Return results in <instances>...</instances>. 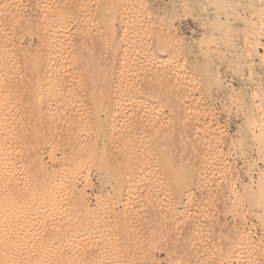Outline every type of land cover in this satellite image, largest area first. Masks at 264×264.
Returning a JSON list of instances; mask_svg holds the SVG:
<instances>
[{
  "label": "rangeland",
  "instance_id": "obj_1",
  "mask_svg": "<svg viewBox=\"0 0 264 264\" xmlns=\"http://www.w3.org/2000/svg\"><path fill=\"white\" fill-rule=\"evenodd\" d=\"M0 5L3 10L4 6L10 7L8 12L0 8V103L11 107L8 106L11 112L5 118L3 132H13L0 146L9 160L0 169H3L0 174L1 250L15 248L16 252L13 250L11 254L12 249H8L7 253L18 257L15 261L23 260L22 263H31L26 260H34L37 255L47 257L50 253L46 250L51 251L60 243L47 234L51 218L65 231L61 239L67 238L61 248H66L69 255L70 251L71 254L79 251L80 255H74L80 256L77 263L81 264H116L115 251L129 253L128 256L133 252L130 255L133 258L129 256L126 264H264V0H0ZM55 6L58 10H67V13L62 10L66 16L60 15L59 22L48 15L49 9ZM45 16L56 24L53 21L50 24L47 17L49 25H44ZM116 49L125 55L123 64H119L121 67L118 65L115 69L121 68L117 73L123 72L121 84L126 78V85L120 84L118 97L114 93L112 96L122 97L126 110L122 116L113 112L108 116L100 103L101 107L96 103L92 106L85 97L95 78L96 84L101 83L97 85L98 90L101 85L104 91L100 92L106 94L107 75L112 69L115 71L111 64L118 56ZM35 61L46 68L63 66L62 75L68 71L64 77L71 82L64 79L71 93L63 105L46 111V118H55L49 121V124L54 122L51 128L42 119L35 121L29 117L31 99L27 88L33 78L29 66ZM91 62L99 64V68L95 65L96 73L86 68L89 63L94 67ZM97 70L106 74L101 80ZM88 75L94 79L90 81ZM51 83L46 85V97L58 92L59 84ZM82 109H86L87 115L79 117L74 127L71 121L58 117L70 110L79 115ZM94 111L100 112L104 119H101V128L89 121L96 114ZM43 113L45 117L44 111L41 116ZM143 114L146 119L151 116L150 121L159 120L157 131L163 132L164 135L159 134L164 138L159 139L155 134V140L140 144L142 171L134 169L135 161L126 163L121 167L123 170L105 167L102 163L115 156L122 142L114 135L115 139L111 138V133L121 126L123 117L124 121H136L142 116L145 124ZM131 120L128 123L133 124ZM147 121L146 124L150 122ZM68 124L84 134L75 129L80 137L73 134L77 138L71 137L68 142L80 141L78 146L73 142L71 146L83 148L85 140L92 143L95 141L92 136L97 137L93 141L99 149L96 154L76 156L80 159L78 171L67 168L64 162L71 155V151L64 155L71 146L67 148L63 143L67 140L61 137L58 127ZM86 130L89 135H85ZM135 132L128 137L127 134L125 141L133 143L140 139V131L138 137ZM90 143L85 147H91ZM40 165L53 173L55 182L65 186V190L73 184L75 189L64 194L60 188L55 197L59 201L56 200L57 206L52 209L53 218L47 216L48 219L44 218L50 210L48 205H41L37 210L29 205L46 189L40 185ZM125 181L129 189L117 192L116 186ZM10 184L18 192L8 197L3 188ZM82 201L86 206L83 207ZM25 211V218L30 215L28 218L32 221L23 218ZM18 217L28 221V235L19 228L25 222ZM112 245H117L119 251ZM105 246L109 252L112 248V254L105 251L107 256L104 252L105 257L97 260L98 249ZM28 248L38 249L40 253L37 251L36 255L34 251L35 256L29 253L33 256L30 259ZM184 248L187 252L182 251ZM17 251L27 254L29 260L27 257L24 260L23 255L22 259Z\"/></svg>",
  "mask_w": 264,
  "mask_h": 264
},
{
  "label": "bare ground",
  "instance_id": "obj_2",
  "mask_svg": "<svg viewBox=\"0 0 264 264\" xmlns=\"http://www.w3.org/2000/svg\"><path fill=\"white\" fill-rule=\"evenodd\" d=\"M15 4V3H14ZM51 4V3H50ZM68 4V3H67ZM2 5H0V8L2 9V7H1ZM67 5H65V7H66ZM116 6V5H115ZM6 7H8V6H6ZM61 7V6H60ZM64 7V6H63ZM4 8V10H3V12H8L9 11V9H10V7H8L7 9H5V6L3 7ZM13 8V7H12ZM54 8V7H53ZM53 8H50L49 9V11H50V14L48 13V15H50V17H51V19L53 18V19H55V18H57V19H55V20H57V22H59L60 21V15H62V17L63 16H66V14L65 15H63L62 14V10L65 12L66 11V13H67V10L66 9H62V10H58V9H60V8H58L57 6H55V8L53 9ZM67 8V7H66ZM73 8V7H72ZM45 9V8H44ZM53 9V10H52ZM2 10H1V12H2ZM7 10V11H6ZM13 10V9H12ZM16 10V9H15ZM52 10V11H51ZM14 11V10H13ZM81 11V10H80ZM1 12H0V14H1ZM69 12V11H68ZM11 13V12H10ZM9 13V14H10ZM45 15V14H44ZM52 15V16H51ZM1 16V15H0ZM3 16H4V14H3ZM22 16V15H21ZM37 16V15H36ZM69 16V15H68ZM6 17V16H5ZM23 17V16H22ZM46 17V16H45ZM48 17V19L50 18L49 16H47ZM47 17L45 18V23H44V25H49V23H48V19H47ZM59 17V18H58ZM2 18V17H1ZM0 18V19H1ZM67 18V17H66ZM65 18V19H66ZM47 19V20H46ZM62 19V18H61ZM55 20H50L49 19V22L51 21H53V22H55V24H56V21ZM43 21V22H44ZM47 21V22H46ZM41 22V21H40ZM51 22H50V24H51ZM27 23H28V21H27ZM27 23H25V24H27ZM62 23V22H61ZM58 24V23H57ZM60 24V23H59ZM28 25V24H27ZM41 25V24H40ZM43 25V26H44ZM54 26V25H53ZM57 26V25H56ZM28 27V26H27ZM34 27V26H33ZM49 27V26H48ZM58 27V26H57ZM20 28V27H19ZM55 28V27H54ZM18 29V28H17ZM21 29V28H20ZM43 29V28H42ZM2 31V30H1ZM50 31V30H49ZM11 32V31H10ZM18 32V31H17ZM36 32V31H35ZM16 33V32H15ZM80 33V32H79ZM82 33V32H81ZM65 34V33H64ZM11 35V34H10ZM47 35V34H46ZM41 37V36H40ZM62 37V36H61ZM83 37V36H82ZM8 39V38H7ZM42 39V38H41ZM55 39V38H54ZM93 39V38H92ZM107 39V38H106ZM163 39V38H162ZM40 40V39H39ZM45 40V39H44ZM83 40V39H82ZM108 40V39H107ZM135 40V39H134ZM4 41V40H3ZM47 41V40H46ZM85 41V40H84ZM162 41V40H161ZM8 42V41H7ZM81 42V41H80ZM99 42V41H98ZM49 43V42H48ZM52 43V42H51ZM54 43V42H53ZM52 43V44H53ZM105 43V42H104ZM140 43V42H139ZM169 43V42H168ZM44 44V43H43ZM42 44V45H43ZM91 44H92V42H91ZM109 44V43H108ZM112 44V43H111ZM41 45V44H40ZM49 45H50V43H49ZM105 45V44H104ZM51 46V45H50ZM53 46H54V44H53ZM56 46V45H55ZM55 46H54V48H55ZM105 46H107V45H105ZM118 46V45H117ZM139 46V45H138ZM141 46V45H140ZM91 47V46H90ZM41 48V47H40ZM44 48H47V47H44ZM60 48V47H59ZM103 48V47H102ZM109 48V47H108ZM107 48V49H108ZM164 48V47H163ZM51 49H53V47L51 46ZM57 49H58V47H57ZM106 49V48H105ZM104 49V50H105ZM109 49H111V48H109ZM109 49H108V51H109ZM117 49H118V47H117ZM116 49V50H117ZM127 49V48H126ZM2 50V49H1ZM6 50V49H5ZM8 50V49H7ZM29 50V49H28ZM42 50V49H41ZM46 50H49V46H48V49H46ZM115 50V49H114ZM51 51V50H50ZM49 51V52H50ZM100 51V50H99ZM103 51V50H102ZM117 51H119V50H117ZM39 52V51H38ZM46 52H48V51H46ZM52 52V51H51ZM57 52V51H56ZM61 52V51H60ZM60 52H58V54L60 53ZM110 52V51H109ZM33 53V52H32ZM55 53V52H54ZM108 53V52H107ZM111 53V52H110ZM119 53H120V51H119ZM119 53H118V56L116 57L115 55L117 54V52H116V54L114 53V56H115V58H114V56H113V58H114V64H111L112 65V67H114V70L115 71H113V69H112V71H110V74L109 75H112L111 76V78H110V76L109 75H107L108 77H107V79H106V88H107V90H106V94H102V92L104 91L103 89H100V88H102L101 87V85H100V87H99V90H98V88H97V85L98 84H101V83H98V84H96V82H95V80H97L96 78L94 79L93 77V79H94V81H93V84L90 82V85H89V87L91 86V88L89 89V93L87 94V97H85V99L88 101V104L89 103H93L92 104V106H94L95 105V103H96V105H98L99 103L104 107L103 109H104V111L103 112H106V114L109 116V114L110 113H112V114H114V115H119V116H122V115H124L123 114V112H124V100L122 99V97H121V99L120 98H115V96L116 97H118L117 95L120 93V92H118V91H121V89L119 88V87H122V86H120V84H121V82L123 81V77H121V74L123 73V72H121V71H119L120 72V74L119 73H117V71L120 69L121 70V68H118V70L116 71V69H117V67L116 66H118L119 64H123V62H124V57H125V55H123L122 56V54L124 53V52H122V54L121 55H119ZM30 54V53H29ZM105 55H106V53H104ZM113 54V53H112ZM50 55V54H49ZM66 55V54H65ZM70 55V54H69ZM133 55V54H132ZM128 56V55H127ZM41 57V56H40ZM55 57V56H54ZM59 57H61V56H59ZM65 57V56H64ZM2 58V57H1ZM47 58V57H46ZM70 58V57H69ZM90 58V57H89ZM104 58V57H103ZM102 58V59H103ZM112 58V59H113ZM132 58V57H131ZM26 59V58H25ZM34 59V58H33ZM98 59V58H97ZM111 59V60H112ZM127 60V59H126ZM138 60V59H137ZM32 61V60H31ZM44 61V60H43ZM90 61V60H89ZM100 61V60H99ZM30 62V61H29ZM45 62V61H44ZM56 62V61H55ZM51 63V62H50ZM91 63H93L94 64V62H91ZM9 64V63H8ZM24 64V63H23ZM30 64V63H29ZM45 64V63H44ZM47 64V63H46ZM57 64V63H56ZM98 64V62L96 63L95 62V64H94V67H95V65H97ZM108 64V63H107ZM131 64V63H130ZM26 65H28V64H26ZM48 65V64H47ZM67 65V64H66ZM86 65H87V63H86ZM85 65V66H86ZM90 65V63L88 64V66L86 67V68H89V70L88 71H92V73H94L93 71H95V73H96V67L94 68L93 66H89ZM99 65V64H98ZM98 65H97V67H98ZM40 66H43V64H39V63H37L36 61H35V63L34 62H31V64H30V68L29 69H31V71H32V73H33V78L31 79V83H29L30 84V86H29V88H27V89H29V97H30V99H31V102H30V104H31V106H30V108L29 109H31L30 110V114H29V117H30V115H31V117L32 118H30V119H32V120H35L36 121V119H42L43 121H44V123L43 124H45V126L48 124L49 125V127L51 126V125H53L54 124V122H53V124H49L50 122V120H55V118L54 119H48V118H46L47 117V113H46V111H49V110H52L54 107H57L58 105L61 107V104L63 105V103L65 102V100L68 98V96H69V93H71L70 92V88L69 87H67V84H65V83H67L69 80L68 79H66V77H64L65 75L66 76H68L66 73L68 72H65V75L63 76L62 74H63V71H65V69L63 68V66H61V65H54V67H51V66H47V68L46 67H40ZM46 66V65H45ZM84 66V65H83ZM100 66H103V65H100ZM120 66V65H119ZM111 67V66H110ZM115 67H116V69H115ZM121 67V66H120ZM22 68V67H21ZM95 69V70H92V69ZM99 68V67H98ZM105 68V67H104ZM103 68V69H104ZM107 68V67H106ZM1 69V68H0ZM28 69V70H29ZM64 69V70H63ZM91 69V70H90ZM69 70V69H68ZM87 70V69H86ZM85 70V72H87ZM98 71V70H97ZM9 72V71H8ZM85 72L84 73H82V74H85ZM111 72H112V74H111ZM89 73V75H91L92 73H90V72H88ZM11 74V73H10ZM70 74V73H69ZM108 74V73H107ZM5 75V74H4ZM85 75H87V74H85ZM88 75V76H89ZM93 75H96V74H93ZM92 75V76H93ZM103 75H106V74H104V72H102V70L100 71H98V74H97V76L98 77H100L99 78V80H101V77H103ZM113 75L115 76L116 75V77H114V78H117V80H115L114 78H113ZM70 76V75H69ZM73 76H75V72H74V75ZM72 76V77H73ZM77 76V75H76ZM80 76H83V75H80ZM97 76H94V77H97ZM139 77V76H138ZM69 78V77H68ZM71 78V77H70ZM76 78V77H75ZM122 78V79H121ZM147 78V77H146ZM149 78V77H148ZM168 78H169V76H168ZM12 79V78H11ZM24 79V78H23ZM64 79H66L67 80V82H65L66 80H64ZM72 79V78H71ZM89 79H90V81L91 80H93V79H91V77L89 76ZM105 79V78H104ZM126 79V78H125ZM124 79V82L126 81ZM84 80V79H83ZM88 80V79H87ZM86 80V81H87ZM7 81V80H6ZM4 82L5 84L7 83V82ZM24 81H26L25 79H24ZM73 81V80H72ZM81 81V80H80ZM79 81V82H80ZM148 81V80H147ZM11 82V81H10ZM10 82H9V87H10ZM56 83V84H59V86H60V88H59V86H58V92L54 95V96H51V97H46V95H44V92H46L45 91V89H47L46 88V85L47 84H49V83ZM70 82V81H69ZM82 82V81H81ZM100 82H102V81H100ZM123 82V83H124ZM3 83V84H4ZM12 83V82H11ZM16 83V82H15ZM18 83V82H17ZM25 83V82H24ZM51 83V84H52ZM71 83V82H70ZM114 83H116L118 86V88L114 91V86L116 85H114ZM123 83L121 84V85H123ZM127 83V82H126ZM131 83V82H130ZM143 83V82H142ZM165 83V82H164ZM163 83V84H164ZM171 83H172V81H171ZM4 84V85H5ZM55 84V85H56ZM74 84V83H73ZM88 84V83H87ZM92 84V85H91ZM155 84H157V83H155ZM1 85H2V81H1ZM15 85V84H14ZM22 85V84H21ZM124 85H126L125 83H124ZM13 86V85H12ZM68 86H69V84H68ZM21 87V86H20ZM52 87V86H51ZM87 87V86H86ZM124 87V86H123ZM144 87V86H143ZM148 87V86H147ZM171 87V86H170ZM1 89H2V87H0ZM22 88V87H21ZM53 88V87H52ZM88 88V87H87ZM133 88V87H132ZM164 88V87H163ZM169 88V87H168ZM73 89V88H72ZM83 89V88H82ZM84 89H85V87H84ZM161 89H162V87H161ZM26 90V89H25ZM49 90V89H48ZM102 90V92H100ZM50 91V90H49ZM139 91V90H138ZM172 91V90H171ZM27 92V91H26ZM85 92H86V90H85ZM133 92V91H132ZM149 92V91H148ZM28 93V92H27ZM105 93V92H104ZM115 94V96H112V95H114ZM127 93V92H126ZM131 93V92H130ZM125 94V93H124ZM123 94V95H124ZM140 94V93H139ZM146 94V93H145ZM28 95V94H27ZM52 95V94H51ZM134 95V94H133ZM172 95V94H171ZM120 96V95H119ZM136 96H137V94H136ZM147 96V95H146ZM168 96V95H167ZM28 97V98H29ZM110 97H112L111 99H110ZM127 97V96H126ZM156 97V96H155ZM114 98V99H113ZM136 97H134V99H135ZM132 100H133V97L131 98ZM150 99V98H149ZM117 100V101H116ZM119 100V101H118ZM123 102H122V101ZM153 100V99H152ZM84 101V100H83ZM182 101V100H181ZM67 102V101H66ZM126 102V101H125ZM137 102V101H136ZM87 103V102H86ZM85 103V104H86ZM145 103V102H144ZM147 103V102H146ZM169 103V102H168ZM100 104H99V107H101L100 106ZM133 104V103H132ZM169 104H171V103H169ZM181 104V103H180ZM0 105H1V103H0ZM29 105V104H28ZM129 105V104H128ZM128 105H126V106H128ZM137 105V104H136ZM172 105V104H171ZM10 105L8 104H6V105H1L0 106V146L2 145V143H3V140H7L8 139V136H11L12 134H13V132L12 133H9V131L7 132V133H5V132H3V127L5 126L4 125V121L6 120L5 118L6 117H8V114L10 115V112H9V110H10ZM59 106H58V108H59ZM67 106V105H66ZM86 106H88V105H86ZM135 106V105H134ZM140 106V105H139ZM139 106H137L138 107V109H139ZM162 106V105H161ZM90 107V106H89ZM149 107V106H148ZM82 108V107H81ZM83 108H85V107H83ZM128 108V107H127ZM143 108V107H142ZM168 108V107H167ZM97 109H98V107H97ZM135 109V108H134ZM144 109V108H143ZM80 110V109H79ZM83 111L81 112V113H79V112H77V113H79V115L78 114H76V113H74V112H72L71 110V114H69L70 113V111L68 112V114H67V112H66V114L65 113H63V115H59L58 114V117H59V119L61 118V119H64V121H67V122H70L71 121V124L70 125H72L73 127H74V125L76 124V123H78V122H76L77 121V119L78 120H80L79 119V117L81 118L82 116L84 117V116H86L87 114H86V109L84 110V109H82ZM89 110V109H88ZM102 110V109H101ZM126 110V109H125ZM137 110V109H136ZM156 110V109H155ZM13 111V110H12ZM45 112L46 113V116L44 117V113H43V116H41L42 115V112ZM64 111V110H63ZM77 111V110H76ZM100 111V110H99ZM133 111V110H132ZM148 111V110H147ZM52 112V111H51ZM54 112H56V111H54ZM88 112V111H87ZM95 113H96V111H94ZM102 112V111H101ZM102 112V113H103ZM137 112V111H136ZM139 112H141V110L139 111ZM121 113H122V115H121ZM134 113H135V111H134ZM143 113V112H142ZM149 113V112H148ZM56 114V113H55ZM83 114H85V115H83ZM105 114V113H104ZM133 114V113H132ZM139 114H141V113H139ZM150 114V113H149ZM88 115H90V113L88 114ZM112 116V115H111ZM119 116H117L118 118H119ZM127 116V115H126ZM143 116L145 117L144 118V123L145 124H143V118H142V116H140V117H138V119L136 120V121H134L135 119H133V117H132V119L133 120H131V122H133V124L132 123H128L130 120H129V118H128V120L129 121H124V117H123V119H122V124H121V126L119 125V128L116 130V132L113 134V133H111V135H110V137L111 138H114V136H116V138H118L117 140H118V142H119V140H121L122 142H120L121 144H120V148L118 149V148H116V151H117V153L115 154V156L113 155V157H111V158H106L105 159V161L102 163L105 167H111L112 169H114L115 170V168H116V170H120V169H122L123 170V168H121V167H123L126 163H129L130 164V162L131 161H133V164H134V161H135V165H136V167H135V165L133 166L134 167V169L135 170H139V169H141L142 167H143V160H142V156L141 155H139L140 154V152H138L139 151V149H140V144L142 145V143L143 142H145L144 143V145L148 142L149 143V141H147L146 142V140H152V138L155 136V134H156V136H157V138L159 137V139H161V137H163V136H161L160 137V134H161V132H158L159 131V129H157V127H158V121L156 122V120L155 119H153V117H152V119L153 120H151L150 121V119H151V116L149 117H147V119H148V121L147 122H149V123H147L146 124V116L143 114ZM155 116V115H154ZM11 117V116H10ZM18 117V116H17ZM42 117V118H41ZM45 119H44V118ZM57 117V118H58ZM76 117V118H75ZM89 117H91V116H89ZM102 116H101V114H100V112H98L97 111V113L96 114H93L92 115V119H88L89 121H92V124L94 125V127L96 126V125H98L100 128H101V126H103L102 125V123H103V118H101ZM104 117V116H103ZM106 117V118H105ZM104 118L105 119H107V116H105ZM136 117V116H135ZM156 117V116H155ZM28 118V117H27ZM117 118V119H118ZM122 118V117H121ZM137 118V117H136ZM141 118V119H140ZM85 119H86V117H85ZM101 119H103V120H101ZM120 119V118H119ZM146 119V120H145ZM29 120V119H28ZM56 120H58V119H56ZM84 120V119H83ZM87 120V121H88ZM60 121V120H59ZM64 121H62V122H64ZM85 121V120H84ZM30 122V121H29ZM41 122V121H40ZM52 122V121H51ZM34 123H36V122H34ZM39 123V122H38ZM47 123V124H46ZM62 124V123H61ZM67 124V123H66ZM80 124V123H79ZM84 124V123H83ZM69 124L67 125V127H63V126H61V128H59L58 127V129H59V132H61V135H63V136H61V137H63V139H65V140H67V143L66 142H63V143H65V144H67L66 145V147L68 146L69 147V145L71 146L72 144V142L74 143V141L76 140H72V141H70V142H68L69 141V139L71 138V139H73V137H75V136H77V131H74L75 129H73L72 128V126L71 127H69L70 126ZM91 125V124H90ZM37 127V126H36ZM91 127V126H90ZM45 128V127H44ZM51 128V127H50ZM96 128H97V126H96ZM159 128V127H158ZM165 128V127H164ZM38 129V128H37ZM78 130H80L79 131V134L81 135L82 134V131H81V129H79V128H77ZM76 129V130H77ZM84 129V128H83ZM85 129H86V127H85ZM94 129V128H93ZM39 130H40V128H39ZM50 130V129H49ZM95 130V129H94ZM158 130V131H157ZM164 130V129H163ZM14 131V130H13ZM54 130H52V132H53ZM112 131V130H111ZM135 132V131H137V133H136V137H138L137 135H138V133H139V131H140V133L142 134V136H140L141 138L140 139H136V142H127V141H125V138H126V135H127V137L129 136V135H132L131 134V132ZM65 133V135L64 134H62V133ZM84 132H85V130H84ZM83 132V133H84ZM88 131L86 130V134L85 135H89L90 133H87ZM90 132V131H89ZM158 132V133H157ZM54 133V132H53ZM57 133V132H56ZM130 133V134H129ZM134 133V134H135ZM139 133V134H140ZM160 133V134H159ZM166 133V135L168 134L167 132H165ZM30 134V133H29ZM28 134V135H29ZM40 134V133H39ZM73 134H75V136L73 135ZM140 134V135H141ZM157 134H159V135H157ZM162 134H163V132H162ZM161 134V135H162ZM58 135H59V133H58ZM82 135H84V134H82ZM93 135V134H92ZM91 135V136H92ZM114 135V136H113ZM164 135V134H163ZM165 135V136H166ZM57 136V135H56ZM79 136V135H78ZM77 136V137H78ZM168 136H169V134H168ZM77 137H75V138H77ZM80 137V136H79ZM83 138H84V136H82ZM87 137V136H86ZM84 138V139H88V138H90V136L89 137H87V138ZM95 138V141H94V143L96 142V138L97 137H95V136H92V138ZM104 137V136H103ZM134 137V136H133ZM170 137V136H169ZM168 137V138H169ZM82 138V139H83ZM93 138V139H94ZM157 138H156V140H157ZM164 138V137H163ZM162 138V139H163ZM165 138H167V137H165ZM59 139V138H58ZM62 139V138H61ZM80 139V138H79ZM83 139V140H84ZM110 139V138H109ZM115 139V138H114ZM154 140H155V138H153ZM158 139V140H159ZM91 140V139H90ZM113 140V139H112ZM153 140V141H154ZM59 141H61V140H59ZM80 140H78L77 139V142H79ZM86 142L85 143H82V144H85V146L87 145V144H89L90 143V141H89V139H88V141L87 140H85ZM93 141H92V143H90L91 144V147H89V146H87V147H85V146H83V148H82V145H79V149H78V147L76 148L75 146H71L70 148H68V149H70V150H68L66 147V149H67V153L65 152V154L64 155H66V154H68L69 155V153L68 152H70V156H67V158L66 159H64V162H65V165H68L67 166V168L69 167V168H71L72 167V169H74V170H76L77 168V165H78V162H80V159H79V157H86V156H89V155H91V154H93L94 152H96L97 151V149L98 148H96L97 146L93 143ZM108 141V140H107ZM29 142V141H28ZM30 142H32V141H30ZM77 142H75L76 143V145L77 144H79V143H77ZM82 142H84V141H82ZM88 142V143H87ZM70 143V144H69ZM75 143H74V145H75ZM87 143V144H86ZM98 143V142H97ZM96 143V144H97ZM154 143V142H153ZM33 144V143H32ZM93 144L95 145V146H93ZM31 145V144H30ZM148 145V144H147ZM78 146V145H77ZM99 146V145H98ZM34 147H36V146H34ZM76 148V150L74 149V148ZM85 147V148H84ZM92 147H95L96 148V150H95V148H92ZM141 147H143V146H141ZM73 148V150H71ZM118 149V150H117ZM167 149V148H166ZM170 149V148H169ZM168 149V150H169ZM99 150V149H98ZM141 150H142V148H141ZM66 151V150H65ZM167 152V151H166ZM94 154H96V153H94ZM100 154V153H99ZM113 154V153H112ZM162 154V153H161ZM76 156H79L78 158L76 157ZM97 156H99V155H97ZM101 156V155H100ZM112 156V155H111ZM141 156V157H140ZM92 157V156H91ZM102 157H104L105 158V156H102ZM82 158V159H83ZM159 158V157H158ZM162 158V157H161ZM196 158V157H195ZM103 159V158H102ZM157 159V158H156ZM142 160V161H141ZM165 160V159H164ZM163 160V161H164ZM168 160V159H167ZM166 160V161H167ZM8 157H7V155L0 149V169H1V167L3 168L4 166L6 167V164L8 163ZM160 161V160H159ZM157 162V161H156ZM161 162V161H160ZM170 162V161H169ZM169 162L167 163V164H169ZM165 163V162H164ZM171 163V162H170ZM101 166V165H100ZM103 166V167H104ZM168 166V165H167ZM195 166V165H194ZM201 166V165H200ZM40 167H41V165H40ZM126 167H127V165H126ZM125 167V168H126ZM137 167H138V169H137ZM171 167V166H170ZM203 167V166H202ZM78 168H79V166H78ZM124 168V169H125ZM128 168H129V166H128ZM131 168V167H130ZM144 168V167H143ZM190 168V167H189ZM110 169V168H109ZM38 170V169H37ZM39 170H41L40 171V181L42 182V184H40L41 185V187H45L46 189L45 190H42V192H40V194L39 195H36V196H38L37 197V199H36V201H31L32 202V204H30L29 203V205H30V208L32 209V210H37V208H40L41 207V205L42 206H47L48 205V208L51 210V213L49 212L50 210L47 208V207H45V208H47L48 210V212L50 213V215H48L49 213L48 212H46V209H45V212H46V216L44 217V218H46L47 216H50V217H52L53 218V216H51V214H53L52 212H54V210H52V209H55V206H57L56 205V200L57 199H55V197H57L56 195H58L57 193L59 192L60 193V188L62 189H64V190H62V192L64 191L65 193L64 194H66V192L68 193V191H73V192H75L74 190V184L73 183H70V184H73V186L70 188L69 186H68V188H70V189H66L65 190V186H63V187H61V185H59V184H57L56 182H55V179H54V175H53V173H50L47 169H46V167L45 166H42L41 167V169H39ZM74 170H69V171H72V172H74ZM79 170V169H78ZM78 170H76V171H78ZM111 170V169H110ZM128 170V169H127ZM202 170V169H201ZM2 171H3V169L2 170H0V174H2ZM74 172V174L75 173H77V172ZM141 171H142V169H141ZM182 171V170H181ZM198 171V170H197ZM42 172V173H41ZM139 172V171H138ZM180 172V171H179ZM79 173V172H78ZM128 173V172H127ZM189 173V172H188ZM122 175V174H121ZM137 175H139V173L137 174ZM136 175V176H137ZM141 175V174H140ZM181 175H184V174H181ZM180 175V176H181ZM118 176H119V174H118ZM125 176V175H124ZM128 176V175H127ZM126 176V177H127ZM2 177V176H1ZM0 177V178H1ZM185 177V176H184ZM128 178V177H127ZM127 178H125L126 180H127ZM182 178V177H181ZM118 179V178H117ZM124 180V179H123ZM118 181V180H117ZM134 181V180H133ZM11 182V181H10ZM119 182V181H118ZM121 182V181H120ZM5 183H7V182H5ZM13 183H14V181H13ZM122 183H126V181L125 182H122ZM122 183L120 184H118L117 186H116V188L118 187V189H117V192L118 191H121L122 189L123 190H126V188L127 187H129V185H127L128 184V182L125 184V186L126 187H123V185H122ZM68 184V183H67ZM130 184V183H129ZM5 185V184H4ZM58 185V186H57ZM120 185V186H119ZM20 186V185H19ZM130 186H132V185H130ZM6 187V188H5ZM67 188V187H66ZM1 189V188H0ZM42 189V188H41ZM127 189H129V188H127ZM3 190H7L6 191V193L8 192V197L9 196H11V195H14L16 192H18V191H16L15 190V187H13V184H10V185H6V186H4V188H3ZM2 190V191H3ZM16 191V192H15ZM36 191V190H35ZM38 191H40V189L38 190ZM1 194L3 193V192H0ZM5 193V192H4ZM20 193H21V191H20ZM128 193V192H127ZM23 194V193H22ZM71 194V193H70ZM73 194V193H72ZM76 194V193H75ZM35 195V194H34ZM59 195H61V194H59ZM20 196V195H19ZM24 196V195H23ZM2 197V196H1ZM32 197H35V196H32ZM5 198V197H4ZM7 198V197H6ZM12 198V197H11ZM17 198V197H16ZM31 198V197H30ZM25 199V198H24ZM35 199V198H34ZM81 198H79V200H80ZM20 201V200H19ZM24 201V200H23ZM25 201H26V199H25ZM57 201H59V200H57ZM28 203V202H27ZM82 203V205H83V207L84 206H86V203L84 202V201H82L81 202ZM58 204V203H57ZM28 205V206H29ZM39 206V207H38ZM29 208V207H28ZM43 208V207H42ZM57 208V207H56ZM27 209V208H26ZM41 209V208H40ZM168 209V208H167ZM1 210V209H0ZM29 210L30 209H28V212H29ZM43 211L42 212H44V208L42 209ZM57 211V210H56ZM184 212V214H182V215H185L186 214V210H183ZM27 212V213H28ZM33 212V211H32ZM41 212V213H42ZM31 213V212H30ZM34 213V212H33ZM191 213V212H190ZM15 215V214H14ZM25 215H26V211L24 212V214H23V218L24 219H26V220H28L29 219V221L31 220L32 221V219H30L31 217H30V215H28L26 218H25ZM34 215V214H33ZM4 216H5V214H4ZM19 216V215H18ZM20 216H22V215H20ZM17 217V216H16ZM28 217H30V218H28ZM38 217H40V215L38 216ZM41 217H43L42 215H41ZM1 218V217H0ZM7 218V217H6ZM5 218V219H6ZM18 218H20V220L22 219L21 217H18ZM16 219V221L18 220V222H19V219ZM35 218H37V217H35ZM137 218V217H136ZM135 218V219H136ZM15 219V218H14ZM43 219V218H42ZM46 219H48V217L46 218ZM135 219H134V221H135ZM124 220V219H123ZM122 220V221H123ZM3 221V220H2ZM13 221V220H12ZM22 221V220H21ZM49 221V223L48 222H46V223H48V226L47 227H49L47 230H49L48 231V236L50 237V238H54V239H58L59 241H60V243L59 244H55L56 246L54 247V248H52V250L51 251H49V250H46L48 253H50V254H46L47 255V257L45 256V258H44V254H43V256L41 255L40 256V258L38 257L39 255H37V254H39L40 253V251L38 250V249H36V255L37 256H35L34 255V251L31 249V251L29 250V248L27 249V250H25V251H27L28 252V255L30 256V254L31 255H33V256H35V257H37V259L34 257V260L36 259L37 261H35V263H34V260H29V257H28V255L27 254H20V253H22V252H20V251H17L18 252V255H23V256H25V259L23 258V256H22V259H24V260H26L27 258H28V260L29 261H27L26 260V262H31V263H25V261L22 263V261L20 262L19 261V259H18V261L20 262V263H18V261H15L16 260V258H18V257H13L14 256V254L13 255H10L9 253H7V252H9V250L11 251V249H12V252H11V254L15 251L16 252V249L15 248H13V247H11L10 248V246H9V250L6 248V249H4V250H6V252L4 251V250H1L0 251V264H76L77 263V260H78V258L80 257H78V258H76L78 255H80V254H78V252L74 249H72L74 252H77V253H74V254H77V256H75L74 254H71V251L69 250V249H67V250H69L70 252H68V253H70V255L69 254H66L67 253V251H65V249H63L64 247H63V243L62 242H64V240L67 238H65L64 237V240L63 239H61V238H63V236H61V235H64V233H65V231H64V233H63V229H61V228H58V225H56L57 223L55 222V220H51V218L48 220ZM118 221H120V220H118ZM130 221V220H129ZM25 222V223H24ZM24 222L22 221V223H24V224H22L21 222V224H22V226L21 227H19L21 230H24L23 231V233L25 232H27L28 231V229H29V227H28V221H27V223H26V221L24 220ZM128 222V221H127ZM127 222H125V227H127ZM133 222V221H132ZM56 223V224H55ZM18 224L15 222V225H17L18 226ZM30 224V223H29ZM50 224V225H49ZM59 224V223H58ZM61 224V223H60ZM130 224V223H129ZM56 225V226H55ZM120 226H122L121 225V223L119 224ZM123 225H124V223H123ZM13 227V226H12ZM59 227H60V225H59ZM68 227V226H67ZM114 227H116L115 225H114ZM63 228V227H62ZM119 228V227H118ZM123 228V227H122ZM153 228V227H152ZM183 228V227H182ZM189 228V227H188ZM15 229H17V227L15 228ZM65 229V228H64ZM125 229V228H124ZM1 230V229H0ZM10 230V229H9ZM126 230V229H125ZM2 231V230H1ZM16 231V230H15ZM19 231V230H18ZM67 231H68V229H67ZM13 232V231H12ZM20 232V231H19ZM28 233V232H27ZM26 233V234H27ZM21 234H22V231H21ZM14 235V234H13ZM28 235V234H27ZM59 236H60V238H59ZM66 236V235H65ZM11 237V236H10ZM27 237V236H26ZM52 239H51V241H52ZM53 239V240H54ZM238 239V238H237ZM70 240V239H69ZM66 241V240H65ZM48 242V241H47ZM58 242V241H57ZM68 242H70V241H68ZM184 242V241H183ZM33 243V242H32ZM31 243V244H32ZM62 243V244H61ZM65 243V242H64ZM72 243V242H71ZM71 243H69V244H71ZM51 245V244H50ZM66 245V244H65ZM72 245V244H71ZM187 245V244H186ZM13 246V245H12ZM48 246V245H47ZM114 246V249H115V246H116V249H118L117 247V245H112V247ZM188 246V245H187ZM186 246V247H187ZM44 247V246H43ZM61 247H63V248H61ZM67 248H68V246H66ZM110 248H111V246H109ZM185 247V246H184ZM185 247V248H186ZM27 248V247H26ZM76 248V247H75ZM104 248V247H103ZM107 247L105 246V249H106ZM184 248V249H185ZM190 248V247H189ZM50 249V248H49ZM78 249V248H77ZM105 249H102V248H100V249H98V254H96L97 255V260H98V258L100 257V256H103L104 255V252L106 251V252H109L110 250H108V248H107V250H105ZM115 249V250H116ZM14 250V251H13ZM40 250H42L41 248H40ZM79 250V249H78ZM81 250V249H80ZM115 250H113V251H115ZM137 250V249H136ZM189 250V249H188ZM191 250V249H190ZM30 251V252H29ZM37 251H39V253H37ZM45 251V252H46ZM118 251H119V249H118ZM138 251V250H137ZM182 251H186L187 252V250L185 249V250H182ZM20 252V253H19ZM34 252V253H33ZM46 252V253H47ZM106 252H105V255L107 256V254H106ZM111 252H112V248H111ZM111 252H109L110 254H112ZM116 252V251H115ZM114 252V254H115V257H116V259H117V263H118V261H119V263L118 264H120L121 262H123V263H121V264H126V263H128L129 261L128 260H130V258H128L129 256L127 255V254H129V253H127L126 255H124V254H121L120 252V254L119 253H115ZM136 252V251H135ZM189 252V251H188ZM25 253V252H24ZM30 253V254H29ZM33 253V254H32ZM80 253V252H79ZM85 253V252H84ZM84 253H83V255H84ZM191 253V252H190ZM114 254H113V256H114ZM15 255H17V253L15 254ZM105 255L103 256V258L105 257ZM120 255V256H119ZM134 255V254H133ZM138 255V254H137ZM33 256H30V259H32L31 257H33ZM112 256V255H111ZM111 256H108V257H111ZM27 257V258H26ZM115 257H111V258H114L113 260H115ZM131 257V256H130ZM21 258V257H20ZM82 258H83V256H82ZM102 258V257H101ZM107 258V257H106ZM131 258H133V257H131ZM84 260V259H83ZM96 260V259H95ZM96 260V261H97ZM112 260V259H111ZM80 261H82V259L80 258ZM33 262V263H32ZM115 262V261H114ZM80 263V262H79ZM79 263H77V264H79ZM116 263V264H117ZM81 264V263H80Z\"/></svg>",
  "mask_w": 264,
  "mask_h": 264
}]
</instances>
